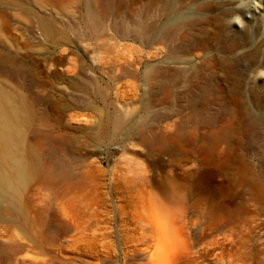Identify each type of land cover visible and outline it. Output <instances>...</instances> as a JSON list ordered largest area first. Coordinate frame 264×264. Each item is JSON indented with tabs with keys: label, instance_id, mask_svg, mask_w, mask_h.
Listing matches in <instances>:
<instances>
[{
	"label": "rangeland",
	"instance_id": "374dc122",
	"mask_svg": "<svg viewBox=\"0 0 264 264\" xmlns=\"http://www.w3.org/2000/svg\"><path fill=\"white\" fill-rule=\"evenodd\" d=\"M163 20L158 1L0 0V90L35 166L0 264H264V27L218 21L217 77Z\"/></svg>",
	"mask_w": 264,
	"mask_h": 264
},
{
	"label": "bare ground",
	"instance_id": "6f19581e",
	"mask_svg": "<svg viewBox=\"0 0 264 264\" xmlns=\"http://www.w3.org/2000/svg\"><path fill=\"white\" fill-rule=\"evenodd\" d=\"M145 1L162 3L164 20L162 26L156 28V35L161 30L180 25L196 31L190 37L192 45L202 54L209 55V66L217 77L222 75L214 54L218 21L233 26L237 32L241 29L242 34L250 39L249 26L260 22L264 27V0H225L224 11L218 9L219 0H134L139 5ZM257 74L264 80L262 69L257 70ZM224 87L222 80L213 85L216 90ZM20 109L8 93L0 90V211L2 208H17V186L25 182L35 168L20 150Z\"/></svg>",
	"mask_w": 264,
	"mask_h": 264
}]
</instances>
